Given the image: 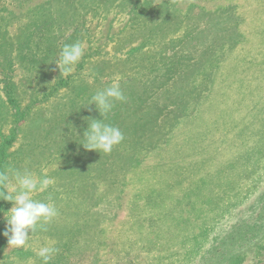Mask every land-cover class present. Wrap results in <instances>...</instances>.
<instances>
[{"label": "rangeland", "instance_id": "rangeland-1", "mask_svg": "<svg viewBox=\"0 0 264 264\" xmlns=\"http://www.w3.org/2000/svg\"><path fill=\"white\" fill-rule=\"evenodd\" d=\"M115 83L103 122L124 138L85 149L102 119L86 105ZM12 170L53 180L32 198L57 215L10 248L0 199V264H43L45 246L49 264H264V0H0Z\"/></svg>", "mask_w": 264, "mask_h": 264}, {"label": "clouds", "instance_id": "clouds-1", "mask_svg": "<svg viewBox=\"0 0 264 264\" xmlns=\"http://www.w3.org/2000/svg\"><path fill=\"white\" fill-rule=\"evenodd\" d=\"M82 55L81 44H65L55 60L60 75L70 74ZM117 100H125L118 83L97 91L91 97L86 106L94 104L102 119L85 118L88 121V127L83 133L82 145L85 149L107 154L123 140V133L119 128L103 122L113 108V102ZM11 178L15 181L12 184L9 183V173L0 172V185L6 189L0 191V199L12 202V207L6 211V228L2 234L8 238L10 248L19 249L27 243L29 231L34 232L39 225L49 222L57 215V210L51 204L32 198L34 193L46 191L53 180L46 176L38 180L28 172L21 173L16 170L11 171ZM56 251L58 250L54 247L45 246L39 249L37 256L42 258L43 264H49Z\"/></svg>", "mask_w": 264, "mask_h": 264}, {"label": "trees", "instance_id": "trees-1", "mask_svg": "<svg viewBox=\"0 0 264 264\" xmlns=\"http://www.w3.org/2000/svg\"><path fill=\"white\" fill-rule=\"evenodd\" d=\"M256 238H257V236H256ZM256 238H255V239H256ZM255 239H254V240H255Z\"/></svg>", "mask_w": 264, "mask_h": 264}]
</instances>
